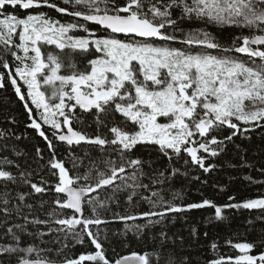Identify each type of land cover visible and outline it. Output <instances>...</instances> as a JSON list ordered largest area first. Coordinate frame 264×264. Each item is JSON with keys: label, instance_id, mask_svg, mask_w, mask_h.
Masks as SVG:
<instances>
[{"label": "snow or ice", "instance_id": "obj_1", "mask_svg": "<svg viewBox=\"0 0 264 264\" xmlns=\"http://www.w3.org/2000/svg\"><path fill=\"white\" fill-rule=\"evenodd\" d=\"M52 11L71 20L62 22ZM185 23L204 27L186 30ZM209 25L241 34L225 45ZM8 86L23 102L28 127L50 150L40 170L47 167L54 181L0 155V213L23 220L7 228L11 242L0 244V264H12L13 257L15 264H149L147 254L108 256L99 231H93L108 223L100 211L126 192L130 204L139 196L150 207L138 215L113 214L125 222L159 223L151 218L204 207L221 218L222 207L210 200L176 205L165 199L162 187L152 186L193 168L210 172L217 167L210 159L234 137L264 129V0H0V89ZM86 114L93 117L95 135L78 127ZM11 135L0 130V139ZM56 143L68 146L66 159L57 158ZM82 143L99 156L78 155L74 149ZM8 151L7 144L0 145V153ZM11 151L21 155L14 146ZM36 152L43 160L41 149ZM145 152L167 158L169 168L147 176L144 166L153 161L142 159ZM180 161L183 172L174 166ZM146 176L150 183H143ZM17 184L31 191L13 197L9 185ZM109 189L111 195L102 198ZM48 192H54L56 207L41 220L32 215L28 199ZM223 207L264 210V195ZM145 227L134 224L129 230ZM46 236L60 244L55 252L62 261L34 242L44 243ZM85 237L93 252L64 255L69 238L83 245ZM228 244L237 255L211 257L207 264H264V240ZM217 248L213 242L211 249Z\"/></svg>", "mask_w": 264, "mask_h": 264}, {"label": "trees", "instance_id": "obj_2", "mask_svg": "<svg viewBox=\"0 0 264 264\" xmlns=\"http://www.w3.org/2000/svg\"><path fill=\"white\" fill-rule=\"evenodd\" d=\"M50 15L54 18H61L54 11L50 12ZM61 19L62 22L71 20L69 17ZM183 27L187 30L193 27H204V25L185 23ZM207 30L225 45H229L236 36L241 34L239 29L230 27L217 28L209 25ZM243 34L247 35L248 32L245 31ZM84 119L85 124L78 127H82L90 135H95L96 125L93 123V117L86 114ZM29 123L23 102L18 99L11 86L0 89V130L12 133L9 138L0 139V145L7 144L9 149L8 152L0 153V155H8L16 160L22 169H35L40 172V175L54 181L47 167L40 170L41 165H47V161L50 159V150L43 138L28 127ZM106 132V129H102V133ZM227 134V132L223 133V135ZM16 137H20V139H16ZM13 146L16 152L21 155L16 156L12 153ZM37 148L41 149L43 160H38ZM67 148L68 146L65 144L56 143L57 158L66 159ZM74 151L80 156H83L85 152H90L92 157L99 156L96 149L83 143ZM142 159L153 161L151 167L147 164L144 166L147 176L156 175L154 170L163 171L169 168L167 158L157 157L154 153L151 155L147 152L142 153ZM209 162L217 167L208 173L193 168L188 171L186 176L177 175L162 186L153 185L152 187L153 190H160L162 187L165 199L176 205L210 200L222 207L221 218H216L214 208L204 207L179 213H168L163 219L151 218L152 221L159 219V223H150L147 219L125 222L114 218L113 214L138 215L149 210L150 206L139 196L135 197L130 204L127 201V193L120 192L116 198L118 203L112 202L109 209L100 211L101 217L108 223L93 228L94 232L99 231L101 243L108 256L116 258L135 252L141 255L147 254L149 264H207L211 257L220 255L227 257L238 254V250L231 247L228 241L233 244L241 242L258 244L259 241L264 240V210L223 207L230 203H240L264 195V129H255L243 136L234 137L233 142L228 144L226 150L219 157L211 158ZM174 166L181 168V172L185 171L183 161L176 162ZM66 167L71 168V163H66ZM12 171L16 170L13 168ZM40 175L34 174L33 182L39 183ZM147 176L143 179V183H150ZM9 188L13 197L16 191H31L29 187L20 184L9 185ZM2 190L0 188V191ZM140 194L148 195L143 190H140ZM108 195H111L110 189L102 194V198ZM229 197H235V199L230 200ZM54 200V192L30 197L28 203L34 206L32 215L41 220L46 219L47 213L56 207L53 203ZM41 201H46L43 207H40ZM25 213H27V209H25ZM89 214L86 213V215ZM18 223H23V220L15 215L8 218L0 213V244L11 242L7 236V228ZM134 224L147 225V227L138 232L129 230L130 226ZM29 230L35 232L37 228L29 225ZM39 230L46 231L43 225L39 226ZM161 233H166V240L162 238ZM25 239L32 242L28 237ZM53 239L55 237L46 236L43 238L44 243H41L40 239H36L34 242L43 248L53 249L48 255L59 262L62 261L63 256H56L55 250L60 247V244L53 243ZM60 240L61 243L64 242L63 236L60 237ZM213 242L218 245L216 251L211 249ZM67 244L68 247L64 250V255L69 258L94 251V246L90 244L87 237H85L83 245L74 244L71 238L67 240ZM12 264H15L14 257Z\"/></svg>", "mask_w": 264, "mask_h": 264}, {"label": "rangeland", "instance_id": "obj_3", "mask_svg": "<svg viewBox=\"0 0 264 264\" xmlns=\"http://www.w3.org/2000/svg\"><path fill=\"white\" fill-rule=\"evenodd\" d=\"M94 30V29H93ZM176 46H180V45H176Z\"/></svg>", "mask_w": 264, "mask_h": 264}]
</instances>
